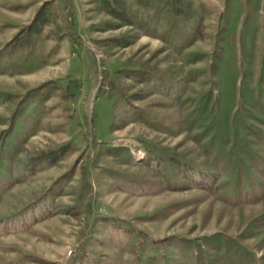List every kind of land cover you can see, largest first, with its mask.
<instances>
[{"label": "rangeland", "instance_id": "1", "mask_svg": "<svg viewBox=\"0 0 264 264\" xmlns=\"http://www.w3.org/2000/svg\"><path fill=\"white\" fill-rule=\"evenodd\" d=\"M49 1L0 56V264H264V0H0V51Z\"/></svg>", "mask_w": 264, "mask_h": 264}, {"label": "trees", "instance_id": "2", "mask_svg": "<svg viewBox=\"0 0 264 264\" xmlns=\"http://www.w3.org/2000/svg\"><path fill=\"white\" fill-rule=\"evenodd\" d=\"M54 1H49L45 3L39 12L37 13L34 21L30 24V26L23 29L20 35H18L16 38H14L10 43H8L1 51L0 56H2L6 52H14L19 50H27V49H34L35 48V38L39 36L42 32V30L50 23L49 18V8L51 7L52 3ZM64 4V9L67 13L68 19H69V25L70 28H73L74 25V17L70 5V0H62ZM116 10V9H115ZM187 17L189 18L191 16L190 13H186ZM75 35H73L74 37ZM76 37V36H75ZM53 83H45L41 85L40 87L30 91L27 94V97H33V96H45L49 93L50 86H52ZM79 92L77 93H71L69 90H67V93L65 94V98L68 100H73L79 96ZM62 151L65 152L63 149Z\"/></svg>", "mask_w": 264, "mask_h": 264}]
</instances>
